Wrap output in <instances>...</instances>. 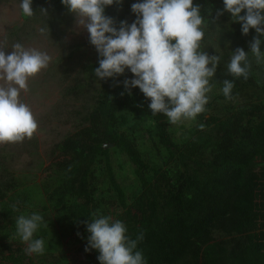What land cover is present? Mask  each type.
I'll return each instance as SVG.
<instances>
[{
	"label": "trees",
	"instance_id": "1",
	"mask_svg": "<svg viewBox=\"0 0 264 264\" xmlns=\"http://www.w3.org/2000/svg\"><path fill=\"white\" fill-rule=\"evenodd\" d=\"M136 2L114 0L105 15L116 27L130 24ZM193 3L204 33L224 31L249 49L255 31L242 35L229 13L217 15L222 0ZM32 8L24 23L46 22L55 35L70 14L60 0H33ZM228 61L224 55L217 65L211 80L217 93L206 110L177 135L165 116L151 115L138 88L125 90L127 69L97 80L95 52L65 89L83 99L74 130L53 146L38 179L23 181L0 159V264L43 263L58 251L59 264L69 263L66 252L78 254L79 264H99L97 251H85L86 225L97 211L123 221L131 239L143 234L137 249L147 264H264V63L250 65L248 79H236L226 99L220 89L232 79ZM247 90L257 94L239 103ZM121 157L130 167L127 184L116 169L123 170ZM38 208L49 216L35 234L45 251L26 254L27 245L14 237L15 220Z\"/></svg>",
	"mask_w": 264,
	"mask_h": 264
},
{
	"label": "clouds",
	"instance_id": "2",
	"mask_svg": "<svg viewBox=\"0 0 264 264\" xmlns=\"http://www.w3.org/2000/svg\"><path fill=\"white\" fill-rule=\"evenodd\" d=\"M33 0H19L22 18H32ZM119 3L120 0H115ZM73 13L78 26L87 30L89 43L98 54V67L93 70L97 80L121 75L127 69L132 78L125 79L123 86L130 94L138 88L149 100L151 115L162 114L170 124L194 121L203 113L212 91L219 55L209 56L201 48L204 37V20L199 5L193 0H138L131 5L135 20L128 24L121 21L114 25L105 15V8L114 0H60ZM223 9L234 22L240 24L242 35L255 31L246 53L242 48L230 52L226 74L220 91L231 98L234 81L248 79L249 53L258 64L264 63V0H222ZM40 12L47 17L46 10ZM243 12V15L241 13ZM39 29L48 34L47 24ZM6 54L0 45V144L21 143L31 139L38 123L31 108L20 99L22 92L29 91V80L46 69L51 57L44 51L25 48L17 42ZM47 226L44 216L33 212L21 214L15 220L14 237L27 245L26 254L42 255L45 241L35 234ZM85 251L98 252L99 264H147L137 243L143 234L131 239L121 220L93 213L86 225Z\"/></svg>",
	"mask_w": 264,
	"mask_h": 264
},
{
	"label": "rangeland",
	"instance_id": "3",
	"mask_svg": "<svg viewBox=\"0 0 264 264\" xmlns=\"http://www.w3.org/2000/svg\"><path fill=\"white\" fill-rule=\"evenodd\" d=\"M41 27V22L24 23L20 16L19 0H0V45L6 49V54L11 51L13 44L19 42L25 48L44 51L51 57L48 67L29 80V91L20 95L21 101L34 114L38 123L37 131L31 139L21 143L0 144V159L7 161L14 176L26 182L38 179L42 168L49 161L53 146L74 130L83 99L65 94V89L78 81L82 66L96 52L89 43L87 30L77 25L73 13L69 14L63 30L57 35L50 31L41 35ZM201 48L209 56L219 55L221 59L224 55L229 59L230 52L236 48H242L246 53L249 51L246 45L233 41L226 32L216 30L204 33ZM248 62L253 66L257 63L253 56H248ZM210 84L212 91L208 94L209 99L217 93L212 81ZM256 94V90H247L238 102L248 101ZM191 125L192 121L170 124L177 135ZM121 161L123 170L116 169L126 176L127 184L131 180L130 167L123 157ZM35 212L44 216L45 221L49 217L40 208ZM61 255V251L46 254L43 263L38 264H59ZM65 255L69 261L67 264H79L81 261L78 254L66 252Z\"/></svg>",
	"mask_w": 264,
	"mask_h": 264
},
{
	"label": "water",
	"instance_id": "4",
	"mask_svg": "<svg viewBox=\"0 0 264 264\" xmlns=\"http://www.w3.org/2000/svg\"><path fill=\"white\" fill-rule=\"evenodd\" d=\"M112 145H105L104 148H111Z\"/></svg>",
	"mask_w": 264,
	"mask_h": 264
}]
</instances>
